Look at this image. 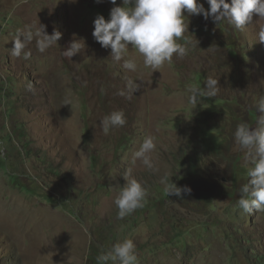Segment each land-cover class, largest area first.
<instances>
[{
	"label": "rangeland",
	"instance_id": "1",
	"mask_svg": "<svg viewBox=\"0 0 264 264\" xmlns=\"http://www.w3.org/2000/svg\"><path fill=\"white\" fill-rule=\"evenodd\" d=\"M114 6L0 0V264H97L126 238L138 264H260L264 211L239 208L250 165L233 134L240 122L255 126L264 95V18L236 29L190 16L186 56L153 72L130 47L132 72L92 35ZM39 23L61 33L57 45L40 53L33 40L28 60L10 55L17 30ZM74 38L83 47L69 59L62 51ZM208 78L219 81L217 95L189 102V86ZM129 79L139 86L130 99L117 94ZM116 110L127 123L106 134L100 121ZM149 135L153 169L133 162ZM131 179L146 189L144 206L118 219L114 199ZM171 179L190 193L169 196Z\"/></svg>",
	"mask_w": 264,
	"mask_h": 264
},
{
	"label": "clouds",
	"instance_id": "2",
	"mask_svg": "<svg viewBox=\"0 0 264 264\" xmlns=\"http://www.w3.org/2000/svg\"><path fill=\"white\" fill-rule=\"evenodd\" d=\"M110 3L115 6L111 8L109 18L106 20L103 15H98L93 21L92 35L102 47L111 50L110 56L114 61H123L122 67L132 72L137 70L138 65L134 58H126L130 47L143 57L144 66L153 72L161 69L165 62H171L174 55L180 58L186 56L193 46L185 35L189 32L190 16L202 14L205 19L211 17L216 24L227 20L236 29H243L252 20L253 14L264 18V0H230V3L228 0H208V9L199 0H122V5H117L116 0H110ZM60 37L58 30L48 34L46 26L41 23L38 27L25 26L17 30L10 55L28 60L31 52L25 49L33 40L37 50L45 53L57 45ZM258 41L264 43V26L260 27ZM82 47L80 40L74 38L62 52L66 58L71 59ZM219 85L217 79L208 78L203 87L189 86V102L198 104L202 99L214 98ZM138 87L136 81L129 79L127 90H119L117 94L130 99ZM65 105H70V101L66 100ZM255 111V126L240 122L233 134L241 150H246V163L250 165L246 169L248 182L238 192L239 208L249 214L264 211V95L255 104ZM126 123L123 110L112 111L100 121L106 134ZM156 147L155 138L146 136L134 152L133 162L139 160L147 169H153L151 154ZM165 191L169 196L183 198V194L190 193L191 189L181 188L171 179L170 183H166ZM145 198L144 186L136 179L128 180L114 199L117 218L124 219L142 208ZM96 260L97 264H138L136 244L131 238L123 239L114 243L110 250L98 255Z\"/></svg>",
	"mask_w": 264,
	"mask_h": 264
},
{
	"label": "trees",
	"instance_id": "3",
	"mask_svg": "<svg viewBox=\"0 0 264 264\" xmlns=\"http://www.w3.org/2000/svg\"><path fill=\"white\" fill-rule=\"evenodd\" d=\"M222 103H223V100H222V102L220 100H218L216 106H220V105H222ZM221 135L222 136H225L224 133H222ZM225 137H227V136H225ZM210 148H211L212 151H215V150L216 151H220L221 145H219V144H216L215 145V144L211 143ZM238 172L239 171H237L236 173H238ZM257 260L260 262V264H264V259H263L262 255H260L259 257H257Z\"/></svg>",
	"mask_w": 264,
	"mask_h": 264
}]
</instances>
